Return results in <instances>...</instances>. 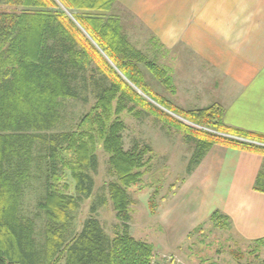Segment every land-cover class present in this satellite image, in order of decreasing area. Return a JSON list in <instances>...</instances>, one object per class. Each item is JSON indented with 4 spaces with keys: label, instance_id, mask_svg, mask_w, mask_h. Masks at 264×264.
Masks as SVG:
<instances>
[{
    "label": "trees",
    "instance_id": "16d2710c",
    "mask_svg": "<svg viewBox=\"0 0 264 264\" xmlns=\"http://www.w3.org/2000/svg\"><path fill=\"white\" fill-rule=\"evenodd\" d=\"M0 6L11 9H0V264H155L154 247L129 231V189L141 182L152 150H125V111L140 108L195 144L189 175L217 145L264 160V135L228 127L221 106L185 111L153 93L142 65L172 95L176 89L125 34L117 0ZM97 75L95 105L78 127L58 131L64 101L78 100ZM99 146L109 158V195L123 225L114 237L94 216L77 225L81 205L93 196ZM35 181L36 212L27 215ZM254 190L264 194V164ZM210 221L230 226L220 211Z\"/></svg>",
    "mask_w": 264,
    "mask_h": 264
},
{
    "label": "crops",
    "instance_id": "0c3cea01",
    "mask_svg": "<svg viewBox=\"0 0 264 264\" xmlns=\"http://www.w3.org/2000/svg\"><path fill=\"white\" fill-rule=\"evenodd\" d=\"M117 2L152 31L154 60L170 70L179 108L219 105L228 127L264 135V0ZM263 164L259 155L214 146L171 197L172 211L197 226L220 211L227 230L264 246V194L254 190Z\"/></svg>",
    "mask_w": 264,
    "mask_h": 264
},
{
    "label": "rangeland",
    "instance_id": "374dc122",
    "mask_svg": "<svg viewBox=\"0 0 264 264\" xmlns=\"http://www.w3.org/2000/svg\"><path fill=\"white\" fill-rule=\"evenodd\" d=\"M2 8L6 7L0 6ZM116 9L124 18V32L129 40L153 61L152 31L125 7L119 6ZM140 68L153 93L162 99H169L179 108L170 99L171 92L155 80L143 65ZM165 70L170 75V70ZM98 77L97 75L96 79L88 81V90L82 92L78 100L64 101L62 126L58 131L78 127L82 117L95 105L99 92L95 86ZM198 93H207V90H200ZM180 109L192 111L191 108ZM121 117L126 126L123 133L125 150H142L145 147L152 150L144 158V176L141 182L129 189L131 219L128 225L132 237L154 247V263L264 264V246L261 243L250 245L237 232L216 227L210 220L197 226L198 220L189 219L187 215L179 217L183 213L175 214L172 211L171 197L190 176L188 169L195 144H188L182 132L164 126L140 108L132 112L125 111ZM97 157L99 163L97 172L93 174L96 182L93 196L81 205L77 225L80 226L84 220L94 216L101 222L106 234L114 237L122 231L123 226L116 217L109 195V184L114 181V177L110 173L109 158L100 146ZM37 186L35 181L32 184L34 189L25 199L27 215L36 212V191L39 193V188H35ZM93 207L96 208L95 213L91 211ZM193 226L195 228L188 232L187 229Z\"/></svg>",
    "mask_w": 264,
    "mask_h": 264
}]
</instances>
